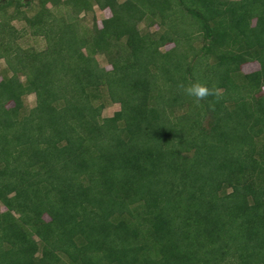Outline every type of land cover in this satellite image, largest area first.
I'll list each match as a JSON object with an SVG mask.
<instances>
[{"label":"trees","instance_id":"16d2710c","mask_svg":"<svg viewBox=\"0 0 264 264\" xmlns=\"http://www.w3.org/2000/svg\"><path fill=\"white\" fill-rule=\"evenodd\" d=\"M33 1L0 0V264H264V0Z\"/></svg>","mask_w":264,"mask_h":264},{"label":"rangeland","instance_id":"374dc122","mask_svg":"<svg viewBox=\"0 0 264 264\" xmlns=\"http://www.w3.org/2000/svg\"><path fill=\"white\" fill-rule=\"evenodd\" d=\"M17 0H15L16 2ZM65 0H60V2H58V6L55 9L54 6H52V3L49 2L47 4L48 8H52L55 9L57 12L59 13H63V14H67V12L69 13V9L63 4ZM122 1V0H119ZM93 5H92V9L88 12H82L80 14V19L83 20L84 25L90 27L92 25V23L94 21L97 22V24L99 26H101V22L102 20L108 18L111 16L110 10L109 9H104L101 10L96 4L95 1H93ZM17 4V3H14ZM39 7V1L38 0H34L32 5L29 7H24V8H20L21 11L26 14L27 16H32L33 14L36 13V11L38 10ZM15 7H10L7 11V17L3 18L0 16V21L7 19L8 17H10L11 15L15 14ZM11 25L15 28L16 30V44L21 47V48H34L36 50H41L45 47V41L42 37H33L29 34L28 30H27V25L24 21H22L21 19H14L11 21ZM144 25L140 26V29H144ZM158 28L156 26L151 27L149 30L150 31H156ZM22 31H24L26 34L22 35ZM171 45H168L166 47V49L171 48ZM97 60L99 61V64L101 66H104L105 68L109 69V65L106 61V59L99 55L97 56ZM6 68V64L5 61L3 59L0 60V76L3 75V71ZM258 69V65L256 63H247L244 64L242 66V71L244 73H251L255 70ZM21 80H23V78H21ZM104 110L102 112V116L103 117H110L112 116L116 111L119 110V105L118 104H114L112 102L109 101V99L104 96ZM25 101V106L27 108H31L35 105V96L34 95H28L24 98Z\"/></svg>","mask_w":264,"mask_h":264}]
</instances>
